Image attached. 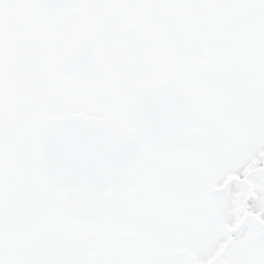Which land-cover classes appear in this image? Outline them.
<instances>
[{
  "label": "snow or ice",
  "instance_id": "snow-or-ice-1",
  "mask_svg": "<svg viewBox=\"0 0 264 264\" xmlns=\"http://www.w3.org/2000/svg\"><path fill=\"white\" fill-rule=\"evenodd\" d=\"M0 264H264V0H0Z\"/></svg>",
  "mask_w": 264,
  "mask_h": 264
}]
</instances>
